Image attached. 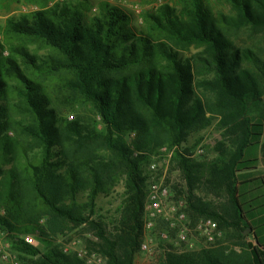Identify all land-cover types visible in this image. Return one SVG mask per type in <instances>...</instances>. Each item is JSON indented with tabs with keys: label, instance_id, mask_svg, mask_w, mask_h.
I'll return each mask as SVG.
<instances>
[{
	"label": "trees",
	"instance_id": "obj_1",
	"mask_svg": "<svg viewBox=\"0 0 264 264\" xmlns=\"http://www.w3.org/2000/svg\"><path fill=\"white\" fill-rule=\"evenodd\" d=\"M221 1L232 15L217 17L205 0H180V6L149 12L139 28L130 13L108 2L86 20L89 0L7 20L0 29L1 228L46 238L43 216L49 215L54 233L69 223L87 224L108 264H134L148 188L144 161L162 146L182 144L194 125L216 115L230 149L219 142L220 157L209 163L177 153L188 181V212L231 228L244 252L236 260L210 249L169 251L165 264H264L263 88L243 60L264 69L252 49L235 47L228 36L232 29H264V0ZM47 76L52 83L41 81ZM252 102L260 107L257 116ZM205 174L214 189L226 192V206L195 193ZM122 179L128 197L121 225L111 230L83 211H93L97 197ZM255 183L258 203L249 194ZM81 191L88 192L85 207L77 202ZM11 238L21 264H85L52 242L42 252Z\"/></svg>",
	"mask_w": 264,
	"mask_h": 264
},
{
	"label": "rangeland",
	"instance_id": "obj_2",
	"mask_svg": "<svg viewBox=\"0 0 264 264\" xmlns=\"http://www.w3.org/2000/svg\"><path fill=\"white\" fill-rule=\"evenodd\" d=\"M80 0H0V29L7 24V20L13 16H21L30 14L36 10L46 9L57 4L72 3ZM90 7L86 9V20H89L99 11V3L108 2L116 5L131 15V25L134 28H139L146 25V17L149 12L156 10L164 4L171 6H180V0H89ZM211 6L214 13L220 16V13L232 15L231 8L228 4L221 0H205ZM228 36L234 43V46L240 49H252V51L259 57L261 67L264 69V29H257L246 27L241 30L232 29L228 32ZM4 34L0 33V39L4 42ZM17 43V42H16ZM4 55L9 53V45L5 44ZM35 49L34 45L30 46ZM199 50H196V53ZM39 54L48 53L47 50L37 51ZM242 67L249 68L258 75L263 91L262 99L264 103V72L254 65L250 60L244 58ZM201 76H195V78ZM54 80L53 76L42 78L41 81L45 84H50ZM68 115L69 113H65ZM260 114V107L251 103V115L257 116ZM210 115V114H209ZM72 117L71 114H69ZM212 121L208 124L194 125L188 133L186 140L177 146H162L156 151L150 152L148 158L144 161L142 166V174L146 177L147 185L152 178H164L165 182L171 185V191L174 194V199L178 200L182 207H186L188 212V181L184 171L179 163L178 152L186 157L200 163H209L220 157V152L217 149L219 142L226 144V149L231 148L230 140L227 136L224 137V128L219 126V116L212 115ZM13 136V133H9ZM135 134L132 133V137ZM156 163L157 170H153L152 164ZM8 164L6 168H10ZM159 178V179H160ZM198 183L195 193L201 196L206 202L214 206L222 207L228 204V197L224 190L214 189L208 181L207 174ZM1 179V177H0ZM254 182L251 181V184ZM256 182V181H255ZM256 188L250 189L249 194L252 196L254 202H259V188L255 183ZM127 193L124 179L120 180L115 186H112L106 193H101L96 199V206L92 211L89 207L84 209L85 215H91L92 219L104 222L109 229L114 230L115 227L121 225V219L125 202L127 200ZM262 198V197H260ZM88 192L81 191L77 195V202L80 205L88 203ZM3 214L5 211L2 212ZM191 223V232L189 237L192 246L185 249V244L179 237L178 233L171 232L169 238H165L164 233L168 232V223L164 219H160L157 228L152 232H144L142 234L141 248L135 257L134 264H165L166 253L169 251L183 253L200 251L202 249H210L222 257H230L232 259H239L244 252V247L238 244V239L235 237V232L231 228L220 227L214 233V240L210 241L206 237L201 236L199 231V219H194L189 214ZM205 217V216H204ZM202 218V217H201ZM49 215L43 216L41 224L44 225L48 231V237L42 238L40 232H30L22 234L18 231L9 233L0 227V264H21V254L15 248L12 241V236L26 240L31 238L32 243L37 246L42 252H46L49 242L53 245L63 249L65 253L77 254L85 264H108V260L99 251L96 243L99 238L87 224L75 226L69 223L64 230L54 233L48 228L47 222ZM214 220V219H213ZM144 222V218H143ZM218 223V222H217ZM27 241V240H26ZM28 242V241H27ZM29 243V242H28ZM143 243H147L148 247L143 248ZM82 254L81 256L79 254Z\"/></svg>",
	"mask_w": 264,
	"mask_h": 264
},
{
	"label": "built area",
	"instance_id": "obj_3",
	"mask_svg": "<svg viewBox=\"0 0 264 264\" xmlns=\"http://www.w3.org/2000/svg\"><path fill=\"white\" fill-rule=\"evenodd\" d=\"M64 1V0H63ZM153 170H157L156 163L152 164ZM160 178V177H159ZM151 179L147 188V195L143 209V229L144 232L150 233L154 231L160 219H164L168 223V232H165V238H169L171 232L178 233L179 237L185 244V249L192 246L189 233L191 232L192 220L186 211V207L174 199V194L171 191V185L166 183L164 178ZM202 237L208 240H214V233L218 229L217 221L202 217L199 219L198 227ZM29 243H32L31 238H26ZM143 248H147V243H143ZM182 249L180 252H184ZM82 255L81 253L79 254Z\"/></svg>",
	"mask_w": 264,
	"mask_h": 264
},
{
	"label": "crops",
	"instance_id": "obj_4",
	"mask_svg": "<svg viewBox=\"0 0 264 264\" xmlns=\"http://www.w3.org/2000/svg\"><path fill=\"white\" fill-rule=\"evenodd\" d=\"M262 144H264V134H263V138H262ZM258 157H259V169H261L264 172V151L263 149L260 147V150L258 152ZM249 233H251V229H248L244 232L245 235H248ZM253 236L250 235V237L248 236L249 239L247 240H251Z\"/></svg>",
	"mask_w": 264,
	"mask_h": 264
}]
</instances>
